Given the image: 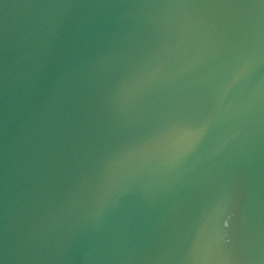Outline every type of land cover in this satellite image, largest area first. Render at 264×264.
<instances>
[{"label":"snow or ice","instance_id":"6c2138e0","mask_svg":"<svg viewBox=\"0 0 264 264\" xmlns=\"http://www.w3.org/2000/svg\"><path fill=\"white\" fill-rule=\"evenodd\" d=\"M194 135H195V129L194 128H189V129H185L182 131L183 137L193 138Z\"/></svg>","mask_w":264,"mask_h":264}]
</instances>
